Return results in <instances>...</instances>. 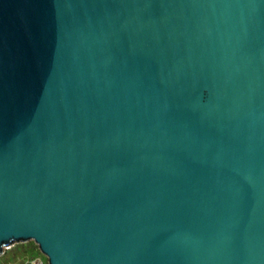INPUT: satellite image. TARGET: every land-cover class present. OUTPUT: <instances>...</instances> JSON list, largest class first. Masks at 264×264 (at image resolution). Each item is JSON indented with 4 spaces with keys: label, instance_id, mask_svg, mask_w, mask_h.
Wrapping results in <instances>:
<instances>
[{
    "label": "water",
    "instance_id": "water-1",
    "mask_svg": "<svg viewBox=\"0 0 264 264\" xmlns=\"http://www.w3.org/2000/svg\"><path fill=\"white\" fill-rule=\"evenodd\" d=\"M264 264V0H0V255Z\"/></svg>",
    "mask_w": 264,
    "mask_h": 264
},
{
    "label": "rangeland",
    "instance_id": "rangeland-1",
    "mask_svg": "<svg viewBox=\"0 0 264 264\" xmlns=\"http://www.w3.org/2000/svg\"><path fill=\"white\" fill-rule=\"evenodd\" d=\"M0 264H48V260L33 241H28L5 247Z\"/></svg>",
    "mask_w": 264,
    "mask_h": 264
}]
</instances>
